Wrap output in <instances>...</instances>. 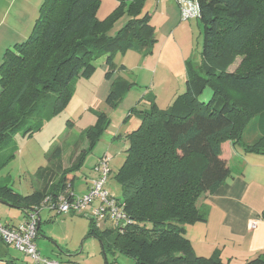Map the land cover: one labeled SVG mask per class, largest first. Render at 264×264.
Wrapping results in <instances>:
<instances>
[{"label": "trees", "instance_id": "16d2710c", "mask_svg": "<svg viewBox=\"0 0 264 264\" xmlns=\"http://www.w3.org/2000/svg\"><path fill=\"white\" fill-rule=\"evenodd\" d=\"M197 1L204 27L203 63L187 68L186 92L169 109H160L149 94L150 108L138 114L139 128L126 137L129 147L116 179L132 223L121 232L116 227L100 230L89 219V235L102 243L106 264L108 253L134 264H225L219 251L198 256L186 227L206 220L199 199L215 193L231 176L222 158L225 143L264 154V0ZM146 3L119 0L116 10L100 20L101 0L43 2L29 38L8 49L0 66V173L16 157L15 138L33 137L64 112L74 96V81L92 78L100 59L106 57V78L111 79L118 54H154L156 29ZM123 17L127 23L112 36ZM238 57L242 62L232 72ZM129 88L124 79L115 81L108 104ZM208 88L212 97L203 102ZM95 114L97 122L80 137L88 147L75 149L69 167H63V149L56 147L49 164L35 174L33 193L22 195L0 179V201L22 209L26 217L47 199L72 200L68 190L76 174L111 124L106 114ZM256 118L258 136L246 142L245 131ZM246 264H264V254Z\"/></svg>", "mask_w": 264, "mask_h": 264}, {"label": "rangeland", "instance_id": "374dc122", "mask_svg": "<svg viewBox=\"0 0 264 264\" xmlns=\"http://www.w3.org/2000/svg\"><path fill=\"white\" fill-rule=\"evenodd\" d=\"M147 9L153 13L155 4H148ZM127 19L125 17L116 25L114 29L116 31L113 30L112 36L119 34V29L124 26ZM151 21L156 29L154 54L147 58L136 52H130V57L118 54L114 61L116 72L111 79L106 78L107 68L100 60L92 78H79L74 81V96L64 112L47 123L44 129L33 137L15 138L14 142L18 147L16 157L0 173V179L4 183L11 185L22 195L33 193L35 174L49 164L54 149L60 146L63 149V164L70 163L75 149L80 152L87 148V140L85 137L80 138L81 134L97 122L95 112H102L110 118L111 124L94 151L87 157L73 184L75 188L82 190L87 179L85 175H94L95 163L99 157L106 154L110 160L106 189L121 199L122 190L116 174L125 162L129 147V142L124 136L139 128L138 114L150 108L147 96L153 94L160 109H169L186 92L187 68L203 63L204 27L199 20L182 22L179 17L171 24V18L164 19L158 12ZM34 25L35 23L31 25L29 35ZM170 38L171 43L176 45L175 48L172 49L173 47L168 45L164 49ZM147 59L150 60L148 67L145 63ZM241 62L242 58L238 57L230 70L235 72ZM121 65L128 68L123 70ZM120 78L124 79L130 88L124 92L120 100L110 105L107 99L112 91V84ZM211 97L212 90L208 88L200 100L208 102ZM257 132L259 133L258 118L246 129L244 140L250 142L251 136ZM0 210V221L3 223L24 220L22 209L0 204ZM4 213L7 216H4ZM40 217L42 229L36 245L42 256L57 258L60 262L70 264H106L102 243L89 235L91 221L88 217L83 214H57L48 209L41 210ZM113 228L115 226L110 221L99 225L100 230ZM0 246L2 250L10 249L11 254L15 256L21 254L13 246L5 245L3 242H0ZM50 248L54 252H51ZM54 254L58 256L55 257ZM107 260L109 264H134L133 260L119 254L108 253Z\"/></svg>", "mask_w": 264, "mask_h": 264}, {"label": "crops", "instance_id": "0c3cea01", "mask_svg": "<svg viewBox=\"0 0 264 264\" xmlns=\"http://www.w3.org/2000/svg\"><path fill=\"white\" fill-rule=\"evenodd\" d=\"M44 1L0 0V66L4 53L8 49L13 50L17 44H21L29 38L30 27L39 17L40 8ZM148 4H155L153 13L148 11ZM118 6L119 0H101V7L98 12L99 19H106ZM145 11L149 12L151 19L160 12L162 18H171V24L175 22V19L181 17L176 0H147ZM124 18L119 20L116 25ZM175 32L177 33V31ZM168 45L173 47L172 49L176 46L171 43V38L167 40L164 49ZM129 55L128 53L125 56L130 57ZM100 60L103 62L102 65L106 66V57ZM145 63L148 67L150 60L147 59ZM122 66L128 68L126 65ZM187 81L188 78H186ZM129 133L131 132L126 133L124 138ZM257 136L258 134H253L251 140L253 141ZM118 137L121 138L120 135ZM103 156H106V154ZM103 156L98 158L94 168ZM222 158L227 161L231 176L215 193L203 195L199 199L197 207L205 214L206 220L187 226L186 237L191 241L195 253L200 257H211L219 251L221 260L225 264H246L247 261L264 254V154L247 153L240 145L228 142L222 147ZM69 164H63V167L67 168ZM97 176L95 170L94 175H85L87 179L84 182L83 189L75 188L72 183L68 193L74 196L86 195ZM23 214L25 220V212ZM4 216L7 215L4 213ZM7 219L8 217H6ZM23 221L16 223L13 221L11 223L0 221V224L16 226ZM254 222L256 228L253 229L252 224ZM40 223L42 229L41 217ZM1 247V259L15 260L17 264H32L29 258L23 254L15 256L13 253L11 254L10 249L5 248L2 250ZM50 251L54 252L51 248ZM54 256L57 257L58 255L54 254Z\"/></svg>", "mask_w": 264, "mask_h": 264}, {"label": "built area", "instance_id": "2783aa9c", "mask_svg": "<svg viewBox=\"0 0 264 264\" xmlns=\"http://www.w3.org/2000/svg\"><path fill=\"white\" fill-rule=\"evenodd\" d=\"M180 9L182 22L198 20L200 18V6L197 0H176ZM110 160L103 156L95 167L98 175L94 180L89 192L82 196H74L72 200L67 197L59 198L57 203L50 199L40 209L30 211L26 219L16 226H5L0 224V240L8 246H13L19 253L29 258L32 264H63L56 259L41 255L36 240L40 223V212L43 209L57 212V214H83L95 222L99 227L100 223L110 221L121 232L132 223L125 211V205L116 196L106 189L108 176L110 174ZM256 228V223L252 224ZM1 263V261H0Z\"/></svg>", "mask_w": 264, "mask_h": 264}, {"label": "water", "instance_id": "95a60500", "mask_svg": "<svg viewBox=\"0 0 264 264\" xmlns=\"http://www.w3.org/2000/svg\"><path fill=\"white\" fill-rule=\"evenodd\" d=\"M0 204H3V205L8 206V207H12L10 204H7L3 201H0ZM40 225H41V223H39V228H40Z\"/></svg>", "mask_w": 264, "mask_h": 264}]
</instances>
